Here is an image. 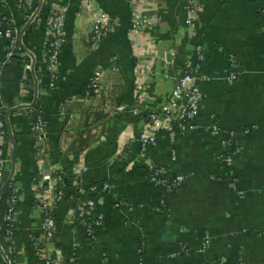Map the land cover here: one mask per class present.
<instances>
[{
    "label": "crops",
    "instance_id": "crops-1",
    "mask_svg": "<svg viewBox=\"0 0 264 264\" xmlns=\"http://www.w3.org/2000/svg\"><path fill=\"white\" fill-rule=\"evenodd\" d=\"M202 3L198 32L208 54L201 74L209 80L203 84L205 98L197 119L198 128L175 144L161 138L158 147L151 151L156 166L166 168L171 175H183L185 182L174 193L157 194L146 183L141 167L106 165L110 156L135 141L133 137L143 127L141 116H133L129 111L118 114L108 130L106 126L98 142L75 153L79 155L84 151L89 167L84 176L87 185L120 176L115 192L126 205L129 202L135 207L127 212L125 220L112 203L102 206L106 223L98 246L94 250L84 242L85 247L79 250L75 264H101V253L108 256L109 264H138L136 249L142 235L146 239L145 252L153 263L165 260V264H264V34L261 18L264 0H202ZM134 7L146 17L163 16L162 22L146 30L141 39L156 45L157 57L148 52L146 59L148 63L152 58L155 60L154 75L149 77L150 91L159 103L173 83L169 81L163 89H156L157 75L179 74L190 52L187 42L178 47L174 59L167 52L172 39L185 40L182 36L185 16L180 0H96L94 12L109 15L113 30L94 51L86 40L92 19L79 12L75 0L68 17L69 36L61 60V77L57 90L52 93L46 92L42 83L36 91L35 77L24 71L23 58L15 57L3 68L6 41L0 38L1 108L9 112L18 105L36 103L45 112L51 164L67 175L71 174L73 161L66 151L76 139V134L67 131L75 129L70 124L78 123L79 113L63 115L64 102L102 69L105 70L104 97L112 99L109 109L130 108L135 104L136 59L129 36ZM3 12L0 7V15ZM37 26L29 30L26 43L37 59L38 70L44 30L43 24ZM229 53L237 57L239 64V77L233 85L226 80ZM114 60L120 66L117 73L109 70ZM141 76L144 77V73ZM9 120L12 134L8 133L6 149L11 158L13 141L16 142L21 195L13 242L11 246L6 245L5 240L3 243L11 258H18L17 264H39L31 249V240L39 234L41 225L39 215L32 214L38 167L34 157L36 139L31 132L33 118L17 110L9 115ZM212 125H219L221 133L212 135L209 132ZM67 137L70 141L65 143ZM228 137L242 149L233 165L235 188H231L230 175L219 161L224 153L223 141ZM136 149L134 142L127 148L132 154ZM173 153H176V161L172 160ZM65 207L59 210L58 221L63 218ZM3 213L0 206V222ZM76 227L74 234L85 241L80 225ZM58 232L66 254L73 235L62 223ZM206 239L210 240V245L204 248ZM0 264H7L2 254Z\"/></svg>",
    "mask_w": 264,
    "mask_h": 264
},
{
    "label": "built area",
    "instance_id": "built-area-1",
    "mask_svg": "<svg viewBox=\"0 0 264 264\" xmlns=\"http://www.w3.org/2000/svg\"><path fill=\"white\" fill-rule=\"evenodd\" d=\"M180 1L185 16L182 26L184 31L182 36L185 40L172 39L167 52L174 59L177 55L178 47L183 45V42L188 43L190 52L179 74L175 76L158 74L157 77L159 78L155 85L156 89L161 90L165 83L171 81L173 84L170 92L159 103L156 101L157 98L155 99L151 94L149 77L151 78L154 75L152 65L155 60L152 58L150 60L151 63H148L146 57H148V52L157 57V50L153 41H141L144 32L158 26L162 22L163 16L146 17L139 9L134 7L131 12L129 36L132 40V50L136 59L135 104L130 107L131 109L126 106H115L113 109H109L110 121L107 124L108 130L110 122L118 114L128 111L133 116H141L143 127L140 133L133 137L135 141H130L129 143L131 145L134 142L137 149L132 154V151L129 152L127 150L130 145H127L125 149L122 148L116 154L114 153L112 157L110 156L106 165L110 168L115 166L124 167L129 164H132L133 167H141L144 171L146 183L157 194L162 195L178 191L185 182V177L183 175H171L166 168L156 166L152 161L151 151L158 147L161 138H166L171 144H175L188 132L195 131L198 128L197 119L205 98L203 84L209 80L201 74L203 65L207 60L208 51L206 44L199 40L198 32L204 5L202 0ZM74 3L75 0H0V7L4 10L2 15H0V23H2L0 38L6 41L5 58L2 62L3 68L15 57L23 58L24 71L34 75L37 92L41 83L45 91L49 93L55 92L58 88L61 77L62 55L69 36L68 17ZM77 5L81 14H85L92 19V27L86 40L90 50H97L100 48L101 43L112 33L113 26L109 21L110 16L103 14L101 18L95 19L94 8L96 0H77ZM261 16L264 17V5L261 9ZM41 24H43L44 35L41 42V67L37 70V59L27 47L26 36L31 28ZM262 31L264 34V24ZM165 62L169 65V62ZM1 68L2 66L0 67V76ZM109 70L114 73L119 72L120 66L118 62L114 60ZM104 73L105 70L100 69L90 77L89 91L86 93L85 100L101 96ZM142 73H144V77L141 76ZM238 77L239 64L237 57L229 53L226 80L228 84L233 85ZM1 94L0 80V96ZM70 100H78L77 94ZM17 110H22L32 115L31 132L36 139L34 142V157L38 167L34 180L32 214L39 215L42 223L39 234L31 240V249L39 264H75L81 248L85 246L94 250L97 248L101 232L104 230L106 223L105 215L102 211V206L104 205L103 197H112L115 187L105 183L102 191L98 192L95 184L84 186L79 183L89 170L84 158V151H80L79 155L66 151L73 161L70 175L51 164L52 149L49 141L48 119L45 112L37 107L36 103L18 105L12 109L13 112ZM61 112L63 115L65 114L63 109ZM7 113L5 112L4 118L0 115V190L3 187L2 180L5 171L11 169V158L7 155L6 139L9 133L7 121L10 124L9 115L12 112L8 115V118ZM5 128L7 129L5 130ZM209 132L212 135L220 134V126L212 125L209 128ZM250 132L248 131V133ZM223 148L224 153L219 157V161L222 168L228 171L230 175L231 188H235L236 179L233 165L236 157L241 154L242 149L231 137L223 141ZM232 150L233 152L230 153ZM172 160H177L176 153L172 154ZM17 176L18 170L16 167L15 173L0 196V206L4 210L0 222V254H2L7 264H17L18 259L16 257L17 259L13 260L10 253H7L6 247L4 248L3 246L6 242L12 244L18 227L21 189ZM66 179L69 181V187L65 184ZM92 195L97 196L96 198H89ZM66 199L69 200V205H72V207L71 210L66 211L67 213L61 219L63 220V225L71 232L73 237L70 242L69 252L65 254L57 235V218L53 210L56 208L55 201L57 203L60 201L65 202ZM114 204V208L121 212L124 219L127 220V212H131L132 209L128 210L124 202H114ZM77 225H82L81 229L85 241L80 240L74 234ZM3 240H5V243H3ZM209 245L210 240L206 239L204 248ZM145 249L146 239L142 235L136 249L138 264H143L144 255L146 254ZM100 256L101 264H109L107 255L101 253Z\"/></svg>",
    "mask_w": 264,
    "mask_h": 264
},
{
    "label": "trees",
    "instance_id": "trees-1",
    "mask_svg": "<svg viewBox=\"0 0 264 264\" xmlns=\"http://www.w3.org/2000/svg\"><path fill=\"white\" fill-rule=\"evenodd\" d=\"M50 1H54V0H50ZM45 10V9H44ZM263 20V24H264V17H262ZM1 19V18H0ZM0 23V27H1ZM131 29V24L129 27V30ZM104 67H107V64L104 65ZM88 86H89V80L87 82V84H85V86L78 91L77 93V97L78 100H67L64 102L63 104V111L64 113H69V114H73L75 112L79 113L81 115V119L79 120V122L77 123V126L75 128V134H76V139L74 140V142L70 145L69 149L67 150L68 153H75L76 151L79 150H86L88 148H91L92 145L94 144H89V141L91 140V134L90 132H84L82 131L81 127L83 126L85 129L88 130L89 128V121L90 119L93 117L94 121H103L108 119V115L106 113H103L101 111H96L95 108L91 107V105H85L84 103H81L82 100H84L86 98V93L89 91L88 90ZM0 115L4 118L5 117V111L1 108L0 109ZM83 121V122H82ZM82 122V123H81ZM75 126V123H73ZM80 126V128H79ZM7 128H5L6 130ZM98 141H95V143ZM233 150L230 152L232 153ZM228 172V171H226ZM229 174V173H228ZM120 176H118L115 179H106V180H102L99 182L94 183L95 186L98 188V192L102 191L103 186L105 183H109L111 186H116L118 179ZM37 179V178H36ZM65 184L66 186L69 187V181L66 179L65 180ZM97 195H92L89 196V198H96ZM103 233V231L101 232V234ZM6 245L11 246V244L9 242H6ZM143 264H153V261H151V259L148 257L147 254L144 255V261ZM160 264H165V260H163Z\"/></svg>",
    "mask_w": 264,
    "mask_h": 264
},
{
    "label": "rangeland",
    "instance_id": "rangeland-1",
    "mask_svg": "<svg viewBox=\"0 0 264 264\" xmlns=\"http://www.w3.org/2000/svg\"><path fill=\"white\" fill-rule=\"evenodd\" d=\"M95 14H96V16H95V19H99V18H101L102 16L101 15H103L102 13H96L95 12ZM110 23L112 24L113 23V20H112V18L110 17ZM97 22V21H96ZM108 39V38H107ZM103 44V42L101 43V45ZM106 92H104L103 90H102V93H101V96L100 97H98V96H95V99H88V100H90V101H88V100H82V102L81 103H84L85 105H91V107H93V108H95V110L96 111H101V112H103V113H106L107 115H108V119H106V120H101V121H94V118L92 117L91 119H90V121H89V128H88V130L87 129H85L83 126L81 127V129H82V131H84V132H90V134H91V140L92 141H89V144L91 145V144H93V143H95V141H99L100 139H101V137H102V135H103V133H104V130L106 129V126H107V123H108V121H109V119H110V113H109V111H108V109H109V107L110 106H112V99H108V98H106V96L104 97V94H105ZM81 119V115L79 114L78 115V118H77V122H79V120ZM83 122V121H82ZM81 122V123H82ZM74 126V124L73 123H71L70 124V126ZM76 126H77V124H75V128H76ZM79 128H80V126H79ZM72 130V132L71 131H67V133H69V134H75L74 133V131H75V129H71ZM68 141H70V137H67L66 138V141H65V143H68ZM86 175V174H85ZM84 175V176H85ZM80 184H82V185H84V186H87V182L84 180V177H83V179L79 182ZM56 202V210L54 209L53 210V213H55V215H56V218H57V216H58V212H59V210L61 209V207L62 206H64V205H66V207L64 208L67 212L69 211V210H71V207H72V205H69L70 204V202H69V200L68 199H66V201L64 202V201H60V202H58L57 203V201H55ZM103 202H104V205L103 206H105L106 204L108 205V204H111L112 203V205H115L114 204V202L116 203V202H124V200H122V199H120L118 196H117V194H116V192H114V194H113V196L112 197H109V198H106V197H103ZM125 203V202H124ZM69 205V206H68ZM114 207V206H113ZM127 207H128V210H130V209H132L133 210V208L135 207V206H133V205H131L129 202H127ZM115 210H116V208H114ZM65 211V213H67ZM117 211V210H116ZM54 215V216H55ZM63 217H64V215H63ZM57 228H58V226H59V224H61L62 223V225H63V220L61 219V221H58V218H57ZM42 223V222H41ZM80 227H82V225H80ZM41 228V227H40ZM40 228L38 229V232H40ZM57 235H58V237H60V234H59V232L57 233ZM72 236V235H71ZM3 246H4V248H5V244H3Z\"/></svg>",
    "mask_w": 264,
    "mask_h": 264
},
{
    "label": "water",
    "instance_id": "water-1",
    "mask_svg": "<svg viewBox=\"0 0 264 264\" xmlns=\"http://www.w3.org/2000/svg\"><path fill=\"white\" fill-rule=\"evenodd\" d=\"M13 112V111H9L7 113V118L8 115ZM7 127L9 130L10 135L12 134V129L11 126L9 124V122L7 121ZM13 145H14V151L13 154L11 156V169L10 170H6L4 173V177H3V187L0 190V196L2 195V192L4 191L5 187L7 186L8 182L10 181V178L13 176V174L15 173L16 167H17V159H16V142L13 141Z\"/></svg>",
    "mask_w": 264,
    "mask_h": 264
}]
</instances>
